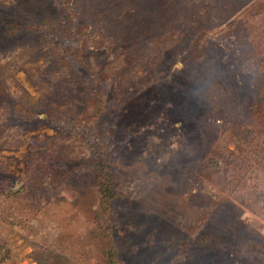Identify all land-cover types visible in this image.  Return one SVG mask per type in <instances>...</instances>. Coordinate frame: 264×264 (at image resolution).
Wrapping results in <instances>:
<instances>
[{
  "label": "rangeland",
  "instance_id": "374dc122",
  "mask_svg": "<svg viewBox=\"0 0 264 264\" xmlns=\"http://www.w3.org/2000/svg\"><path fill=\"white\" fill-rule=\"evenodd\" d=\"M0 264H264V0H0Z\"/></svg>",
  "mask_w": 264,
  "mask_h": 264
},
{
  "label": "trees",
  "instance_id": "16d2710c",
  "mask_svg": "<svg viewBox=\"0 0 264 264\" xmlns=\"http://www.w3.org/2000/svg\"><path fill=\"white\" fill-rule=\"evenodd\" d=\"M97 173L95 176L96 181L98 182V189L102 192L103 199H107L110 196V180H111V171L110 166L105 164L104 161L97 162L96 167Z\"/></svg>",
  "mask_w": 264,
  "mask_h": 264
}]
</instances>
